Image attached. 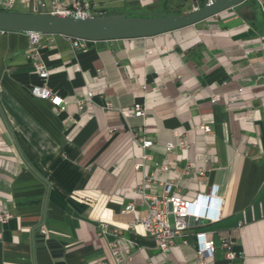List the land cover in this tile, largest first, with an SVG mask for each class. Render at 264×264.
I'll return each mask as SVG.
<instances>
[{
  "label": "crops",
  "instance_id": "obj_1",
  "mask_svg": "<svg viewBox=\"0 0 264 264\" xmlns=\"http://www.w3.org/2000/svg\"><path fill=\"white\" fill-rule=\"evenodd\" d=\"M84 1L95 10H162L175 0ZM260 7L264 13V0H248L173 32L87 41L80 49L68 36L45 35L39 48L49 70L45 80L35 69L28 33H0V209L12 215L0 223V264L109 259L117 228L135 242L132 264H196L197 232L215 242L210 264H264ZM45 86L65 100L64 110L33 93ZM88 91L95 95L91 113L76 103ZM135 102L147 108L145 118L123 113ZM179 136L190 147L168 152L167 143ZM146 138L154 144L144 149ZM167 161L168 172L161 168ZM188 162L205 175L183 174ZM146 177L158 178L148 193L162 194L159 183L167 182L188 200L216 186L219 218L188 229L162 254L141 224L130 227L149 211L138 193ZM131 203L135 211H125ZM102 222L109 225L105 236ZM224 239L234 243V259L227 258Z\"/></svg>",
  "mask_w": 264,
  "mask_h": 264
},
{
  "label": "built area",
  "instance_id": "obj_2",
  "mask_svg": "<svg viewBox=\"0 0 264 264\" xmlns=\"http://www.w3.org/2000/svg\"><path fill=\"white\" fill-rule=\"evenodd\" d=\"M19 4H24L27 8L34 13H52L54 14H68V15H96L95 8L90 2L84 0H71V3H66L64 0H0V10L4 11H16ZM6 31L0 30L3 34ZM29 42L30 49L33 51V59L35 61V69L42 79H46L49 76V70L41 60L39 48L41 46L44 34L30 33ZM70 38V37H69ZM73 40L74 48L80 49L85 46L86 40L77 38H70ZM240 92L244 91V88L239 89ZM33 93L42 98L51 100L55 109L64 110L66 108V102L60 96L54 95L48 87H36L33 89ZM94 93L88 91L83 98L76 99L79 110L85 111V113H91L94 105ZM217 98L213 97V102H216ZM106 107H111V102L107 101ZM129 111L123 113L133 115L138 118H145L148 114L147 108L141 102H135ZM207 131L210 130L209 126L204 128ZM154 142L151 139H143L142 148L147 149L153 146ZM190 147V142L187 137L179 136L176 141H170L166 145L168 152L176 150H186ZM148 158L147 155L143 156V161L136 164V168L139 169L144 165V160ZM0 159V166H1ZM163 171H169L171 168L170 162H164L162 165ZM197 172L201 175H205V169H199L195 163L188 162L185 172L183 174H189L190 172ZM158 178L146 177L145 182L139 188L138 193L142 197L143 202L148 206V213L142 218H137L135 222L130 224L131 228H134L136 224H141L145 233L154 238L157 248L164 255H169L171 250L176 247V239L182 235L185 231L192 227H197L202 222H212L219 218V209L221 200L216 197L218 188L213 186L209 195L204 196L198 194L196 199L188 200L179 193H172L173 185L171 183H159L163 187V193L158 194L156 192H147L153 183H156ZM135 205L133 203L128 204L125 208L127 212H134ZM10 212L0 209V223L4 224L11 218ZM173 217V221H171ZM101 233L106 235L109 231V225L101 223ZM42 232L46 234V229L42 228ZM115 239L109 242V259L93 260L87 264H132L134 256L132 250L135 248V242L132 239L126 238L123 235V231L115 229ZM196 250H195V262L196 264H210L214 258L215 242L207 237L206 232L196 233ZM234 243L229 239H224L223 247L226 249V256L229 259H234L236 254L233 252ZM147 264H152L149 262Z\"/></svg>",
  "mask_w": 264,
  "mask_h": 264
},
{
  "label": "water",
  "instance_id": "obj_3",
  "mask_svg": "<svg viewBox=\"0 0 264 264\" xmlns=\"http://www.w3.org/2000/svg\"><path fill=\"white\" fill-rule=\"evenodd\" d=\"M248 0H205L185 13H161L152 16L116 13L109 15H68L0 10V30L16 33L64 35L86 41H110L154 37L193 26ZM28 167L42 178L26 159L18 140L11 132Z\"/></svg>",
  "mask_w": 264,
  "mask_h": 264
},
{
  "label": "rangeland",
  "instance_id": "obj_4",
  "mask_svg": "<svg viewBox=\"0 0 264 264\" xmlns=\"http://www.w3.org/2000/svg\"><path fill=\"white\" fill-rule=\"evenodd\" d=\"M194 4H198L200 6L201 5V0H175L173 7L167 6V7H164L162 10L157 9V10H154V11H158V12L169 11V12H172V13H177V12L180 11L182 13H185V12L193 10L195 8ZM16 10L17 11H22V12L24 11V9L21 6H18L16 8ZM259 10H260L261 16L263 17L264 13L262 11V8L260 7Z\"/></svg>",
  "mask_w": 264,
  "mask_h": 264
},
{
  "label": "trees",
  "instance_id": "obj_5",
  "mask_svg": "<svg viewBox=\"0 0 264 264\" xmlns=\"http://www.w3.org/2000/svg\"><path fill=\"white\" fill-rule=\"evenodd\" d=\"M205 2V0H201V5ZM116 13H127L129 15H141V16H152V15H156L158 14V11H154V10H151V9H144V8H141V7H138V6H134L132 8H129V9H118V10H111V9H105V10H97L96 11V15H100V14H103V15H109V14H116ZM162 13H172V12H169V11H164ZM177 13H182V12H177ZM36 166L37 164L34 163Z\"/></svg>",
  "mask_w": 264,
  "mask_h": 264
}]
</instances>
